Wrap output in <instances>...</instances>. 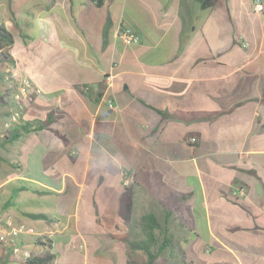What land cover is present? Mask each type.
<instances>
[{"label":"crops","instance_id":"0c3cea01","mask_svg":"<svg viewBox=\"0 0 264 264\" xmlns=\"http://www.w3.org/2000/svg\"><path fill=\"white\" fill-rule=\"evenodd\" d=\"M254 5L0 0L12 37L5 62L32 84L11 126L28 130L0 143L9 167L0 188L21 178L48 190L40 196L49 204L28 207L63 219L13 220L51 240L54 264L62 236L73 234L87 235L117 264H135L128 242L112 235L141 237L147 212L174 237V251L155 264H196L194 255L197 264L211 256L264 264V9ZM120 25L139 42L121 43ZM175 109L216 114L183 120ZM127 188L132 212L124 222L118 208ZM8 251L0 246V264H14Z\"/></svg>","mask_w":264,"mask_h":264},{"label":"trees","instance_id":"16d2710c","mask_svg":"<svg viewBox=\"0 0 264 264\" xmlns=\"http://www.w3.org/2000/svg\"><path fill=\"white\" fill-rule=\"evenodd\" d=\"M203 8L212 6L216 0H199ZM1 21V20H0ZM12 40L11 34L4 28L0 22V48L9 44ZM264 101V99H263ZM216 112L210 111H189L175 109L173 115L183 120L196 119L200 117H210L215 115ZM28 126H21L20 128L11 127L0 134V143L5 144L17 139L22 132L28 130ZM28 191L37 193V198L28 197ZM45 190L42 187L35 186L27 180L17 178L7 181L2 188H0V226L4 225L2 216L9 214L18 221H28L43 219L47 222L59 221L63 219L56 214L48 212L36 211L32 206L37 203L42 206L44 203L49 204L48 201H43L42 193ZM132 212V192L129 188L121 194L119 200L118 215L120 219L127 222L131 218ZM140 225L142 230L141 237L137 239H129L127 234L112 235L115 238L126 240L131 250H141L146 254V264H155L160 254L164 252L174 251L172 242L174 237L168 233V229L161 225L154 212H147L140 218ZM44 236L37 234L23 235L20 240L27 244L36 245L44 243L47 248L43 251H31L29 257H23L21 254H13L11 250L5 258L6 261L14 264H54L55 254L51 252V240Z\"/></svg>","mask_w":264,"mask_h":264},{"label":"rangeland","instance_id":"374dc122","mask_svg":"<svg viewBox=\"0 0 264 264\" xmlns=\"http://www.w3.org/2000/svg\"><path fill=\"white\" fill-rule=\"evenodd\" d=\"M5 52V46L3 48H0V91L3 88L2 90L6 92L4 99H0V110H5L2 116H0V119H3L0 121V132L8 129L4 126V123L8 120L10 113L14 110H19L20 112L19 102L24 98L21 97L18 100L14 98V93L17 91L18 83L16 79L10 77L7 71H5L7 67H11V64L5 62ZM12 83L15 84L14 87L11 86ZM12 88L14 89L11 91ZM13 100L17 102V107L11 108V101L13 102ZM0 153L4 154L1 148ZM8 170L9 167L6 165V163H2V161H0V177H6ZM2 218L4 220V226H0V230H2L3 227H7V225H15V221L13 220L14 217H12L11 215L4 214ZM62 237V245L56 253L55 264H117L116 259L110 254L111 252L109 250L99 249L96 243L92 242L87 235L83 237L73 234V236L70 237L68 235L66 237L65 235H63ZM198 244H200V242L195 241V243L193 244L194 250L197 249ZM175 253H177V250H175ZM141 254L142 253L140 250L132 251V257L136 261L135 264H143V258ZM102 255H106V257H102ZM192 258L196 259V264L198 261H200L197 255H194V257ZM177 260H179V262L183 261L181 253L178 254ZM185 260L190 261V258L185 257ZM208 260L211 262V264H215V261H222V264H233V262H231L230 260L218 259L217 256H211V258H209Z\"/></svg>","mask_w":264,"mask_h":264},{"label":"built area","instance_id":"2783aa9c","mask_svg":"<svg viewBox=\"0 0 264 264\" xmlns=\"http://www.w3.org/2000/svg\"><path fill=\"white\" fill-rule=\"evenodd\" d=\"M255 5L254 9L257 12H261L264 9V5L260 0H254ZM117 38L123 44L138 43L140 37L136 31L128 26H118L117 28ZM5 71L10 75V77L17 80L18 86L17 91L14 93V98L16 100L21 97H25L28 94L29 89L31 88V80L25 74L19 71L15 66L10 65ZM37 93L40 92L38 88L35 89ZM108 105L112 106V102L108 101ZM20 112L19 110H14L10 113L8 120L5 121L4 126L9 128L13 124L18 122ZM244 189L242 187L238 188V193L243 194ZM36 234L33 227L26 225L24 223H17L15 225H7L0 230V246L6 250H11L13 254H21L23 257L30 256V250L24 249L20 244V237L23 235H32Z\"/></svg>","mask_w":264,"mask_h":264}]
</instances>
